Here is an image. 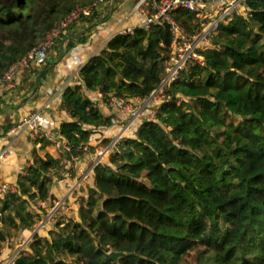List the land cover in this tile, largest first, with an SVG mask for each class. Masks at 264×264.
Segmentation results:
<instances>
[{
  "label": "trees",
  "instance_id": "obj_1",
  "mask_svg": "<svg viewBox=\"0 0 264 264\" xmlns=\"http://www.w3.org/2000/svg\"><path fill=\"white\" fill-rule=\"evenodd\" d=\"M93 1L0 0V76L66 14ZM117 7L114 0L110 11L69 30L105 23ZM174 18L186 30L200 27L194 14L180 11ZM85 29L67 37L60 51L56 47L38 82L27 83V94L37 87L33 99L54 62L88 40ZM171 40L167 24L137 27L132 35L110 37L82 65L78 84L61 94L71 120L58 128L70 152H44L46 141L40 142L43 154L32 151L16 192L0 196V245L13 233L25 240L34 218L48 214L36 205L52 207L64 196L72 158L82 162L112 142L109 136L89 141L119 114L96 107L82 87L145 99L160 83ZM214 41L215 50L202 52L206 67L188 63L156 117L135 123L93 169L76 217L38 231L14 264H188L186 251L200 246L198 264H264V0L242 4L219 25ZM43 68L33 70L34 79ZM13 250L8 246L3 257ZM111 251L124 256L112 262Z\"/></svg>",
  "mask_w": 264,
  "mask_h": 264
},
{
  "label": "built area",
  "instance_id": "obj_2",
  "mask_svg": "<svg viewBox=\"0 0 264 264\" xmlns=\"http://www.w3.org/2000/svg\"><path fill=\"white\" fill-rule=\"evenodd\" d=\"M247 0H133L132 12H135L140 18L141 23L135 26H129L119 29L114 35L127 36L132 35L137 27L149 29L151 26L158 24H167L171 34V58L160 75L159 85L145 98L134 97L125 99L112 94L104 96L101 92L96 91V98L93 99L96 107H105L110 110H116L120 116L115 117L111 124L121 126L118 136L105 148L96 151V157L92 161L90 172L102 161L104 155L111 153L110 150L114 144L125 138L126 132L130 131L137 122L153 120L156 117L158 106L170 99L169 90L173 82L178 80L180 72H182L188 63H193L200 67H206L205 58L202 52L215 50L217 44L214 41V34L219 25L229 19ZM114 0H94L90 4L77 7L66 14L46 33L44 38L25 55L14 61L7 70L0 76V90L12 91L16 87V77L31 65L43 66L46 64L53 52L58 47L60 40L67 33L69 28L83 18L92 16L93 14L106 13L108 7L112 6ZM184 12L194 14L199 19L200 27L195 30H186L182 28L175 20L176 12ZM79 75L75 74L74 84H78ZM82 91H86L81 89ZM62 107V103L60 104ZM50 104L45 103L38 111L29 112L25 115L20 123L13 126L9 132V136H15L21 131L27 132L29 138L36 142H48L52 147L65 152H70V146L61 138L59 130L47 131L45 127L50 122L48 110ZM100 140L98 132L91 133L89 141ZM98 147V146H97ZM96 147V150H97ZM10 155L9 146L6 145L0 150V166L2 162ZM77 158H72V162H76ZM26 172L22 175H25ZM86 177V175L82 176ZM78 182L70 189L67 195H72L82 181ZM16 192V186L0 181V196H10ZM63 199L54 201L51 211L48 212V204L39 203L38 208L46 211L47 217L43 221L34 218V222L38 223L37 227L25 239L23 244L17 243L12 254L3 257L11 241L3 242L0 245V264H14L15 258L21 253L25 245L32 238V234L43 230L46 222L52 217L51 215L57 211L62 205ZM35 223V225H36ZM34 225V226H35Z\"/></svg>",
  "mask_w": 264,
  "mask_h": 264
},
{
  "label": "crops",
  "instance_id": "obj_3",
  "mask_svg": "<svg viewBox=\"0 0 264 264\" xmlns=\"http://www.w3.org/2000/svg\"><path fill=\"white\" fill-rule=\"evenodd\" d=\"M132 4V0H126L109 15L107 22L98 25L94 24L95 26L93 25L91 29L86 30L85 27H87V25L79 24L67 31V33L61 39V42L59 44L60 47H63L65 45L67 37L74 38L76 33L84 29L86 31L83 35L88 38V40L69 52L70 55L73 56L72 60L69 63L73 62V66L68 67V64L64 65L62 62L65 61L64 57L60 58L59 61L56 62L54 72L52 74H49L48 77L41 82V86L36 94V99H33L36 89H33L30 94H27V89H31L27 85V83L31 82L28 77H21L18 80V85L16 80L17 87H15V89H13L12 91L7 92L4 90H0V148L2 146V143H6V145H8L10 149V155L2 162L0 166V181H5L16 186L15 183L17 176L19 174H24L27 167L31 164L32 151L34 149L38 151L41 145L40 142L31 140L29 138V135L25 131H21L15 136H9V130L13 126L18 125L21 119L29 112L40 110L45 103L50 104V109L48 110V113L50 115V122L45 127L47 131L54 132L55 130H59L58 127L60 123L71 120L69 112L64 110L60 105L62 103V91L66 86L74 84L76 72L79 71L82 65L93 54H95L102 48L105 42L110 37H112L114 33H116L119 29L129 26H135L141 23V18L135 12H132ZM108 11H110V9H108ZM85 92L90 100L93 101V99L96 98L97 92H89L87 90ZM102 110L107 113L105 109ZM112 120L109 119L110 124ZM97 129V131L92 133L98 132L100 135V139L103 136H109L112 138V140H114L118 136L121 130V126H114L111 124L106 131L103 130L101 126L97 127ZM128 132H126L125 137L127 136ZM55 149L56 148L49 145L45 148L44 151H47L54 156L56 152ZM100 149L101 148L98 146L96 151H99ZM110 152H112V149L110 150ZM39 153L43 154V152L40 150ZM91 156L92 155H86L85 159H83L82 162H79L77 160L76 162H72V164L68 166L76 173L79 179L84 176V173L86 171L83 169L85 168L86 163L89 160H92ZM90 174H92V172H90L89 174L87 173V176L89 177ZM88 179H86L87 181H82L80 186L86 184L87 182L89 183ZM75 181L76 176L72 178L70 177L71 185L69 186L68 191L71 188L72 184L75 183ZM68 191L64 194L65 198H69L71 196L67 195ZM53 201L56 200L54 199Z\"/></svg>",
  "mask_w": 264,
  "mask_h": 264
},
{
  "label": "rangeland",
  "instance_id": "obj_4",
  "mask_svg": "<svg viewBox=\"0 0 264 264\" xmlns=\"http://www.w3.org/2000/svg\"><path fill=\"white\" fill-rule=\"evenodd\" d=\"M116 1V4L118 5V6H120V4H122L123 2H125L126 0H115ZM59 46V51L61 50V47H60V45H58ZM58 49L57 48H54L53 49V52L50 54V57H49V60H47V62H50L51 60L53 61V59L55 58L54 56H56V54H57V51H58ZM64 60L66 61H62L63 62V64L65 65H67L68 64V67H70V66H73V62H71V63H69L71 60H72V58H73V56H71L70 55V53L69 52H67L66 54H65V56H64ZM60 59V58H59ZM59 59L58 60H56L54 63H56V62H58L59 61ZM47 62H46V64L45 65H43V66H41L42 68L44 67V66H47ZM51 63V62H50ZM41 67H39V66H34V65H31L30 66V68H29V70H26V71H24L23 73H21L20 75H18L17 77H16V80H17V85H18V83H19V79L21 78V77H28L30 80H34L35 81V79H34V75L32 76H30V73L32 74V72H33V70H37L38 68H41ZM54 69H55V66H53L52 65V67L51 68H49L48 70H47V72H46V74H52L53 72H54ZM63 79V78H62ZM65 79V78H64ZM43 81V80H42ZM17 85H16V87H17ZM37 88V87H36ZM35 88V89H36ZM6 146V143H2V146H1V148H3V147H5ZM101 149H103L104 147H106V146H104V145H98ZM0 148V149H1ZM100 149V150H101ZM56 150V152H55V155L58 153V149H55ZM44 152H47V151H44ZM96 153V152H95ZM111 153H108V154H106V155H104V158H102V161L103 160H106L108 157H109V155H110ZM92 156H91V158H92V160H89L87 163H86V165H85V168L83 169V170H85L86 172L84 173V175H86V173H90V168H91V165H92V161H93V159L97 156L96 154H91ZM71 172H73L72 174H73V177H75L76 176V182H78L79 181V177H77V175H76V173L73 171V170H71ZM83 179H86V177L84 178V177H82ZM87 181V180H86ZM75 184V183H74ZM74 184H72V186H71V188L73 187V185ZM88 185H89V183L87 182L86 183V188H88ZM79 186H77L76 187V190L73 192V194L68 198H65V195L60 199V201L63 199V201H62V205L57 209V211L56 212H54L51 216V218L46 222L47 224L44 226V228H46L47 226L49 227L51 224H54L55 222H57V221H59V222H63V224H65L66 223V221H67V219L68 218H72V219H74V217H75V214H76V210L79 208V204H80V200L83 198L82 197V190H81V187L82 186H80L79 188H78ZM70 188V189H71ZM70 189H69V191H70ZM108 189L107 188H103V191H107ZM68 191V192H69ZM179 191V188H176V189H174L173 190V193H175V192H178ZM57 194V193H56ZM56 200V202L58 201V199H55ZM53 201V200H52ZM54 202V201H53ZM52 202V203H53ZM43 203H45V204H47L48 203V212H49V210L51 211V209L53 208V207H51V206H49V202H43ZM127 201L126 200H122L121 201V204L122 205H124V206H126L127 205ZM36 207L38 208V204L36 205ZM29 210H30V212L32 213V214H35L36 213V209H34V208H29ZM37 218H38V221H43V220H45V218L47 217V216H45L43 213H40L39 214V216L37 215L36 216ZM35 223L36 222H33V224H32V230H34L35 228L34 227H37L38 226V223H36V225H35ZM35 225V226H34ZM63 226V225H62ZM12 234V233H11ZM25 240H17V238H16V235H15V233H13L12 235H11V247L14 249V248H16L17 246H18V244L19 243H21V244H23V242H24ZM18 243V244H17ZM4 244V243H3ZM205 249V247L204 246H200L199 248H194V249H189V250H187L186 251V253H185V255H184V257H183V260H184V262H186V263H188V264H198V262H199V260H200V258L202 257V251Z\"/></svg>",
  "mask_w": 264,
  "mask_h": 264
},
{
  "label": "water",
  "instance_id": "obj_5",
  "mask_svg": "<svg viewBox=\"0 0 264 264\" xmlns=\"http://www.w3.org/2000/svg\"><path fill=\"white\" fill-rule=\"evenodd\" d=\"M49 64V62H47V65ZM45 67L40 71V73L37 75L36 77V82H38V80L40 79L43 71H44ZM34 234H32L31 237H33ZM124 254L123 253H120V252H115V251H111L108 253V259L112 262H117L119 258L123 257Z\"/></svg>",
  "mask_w": 264,
  "mask_h": 264
}]
</instances>
